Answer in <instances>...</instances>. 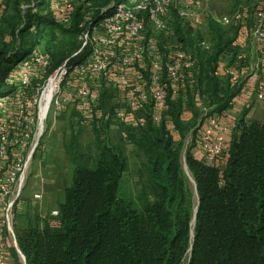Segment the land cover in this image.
<instances>
[{
  "label": "trees",
  "instance_id": "trees-1",
  "mask_svg": "<svg viewBox=\"0 0 264 264\" xmlns=\"http://www.w3.org/2000/svg\"><path fill=\"white\" fill-rule=\"evenodd\" d=\"M32 1L6 0L5 10L0 6V99L9 103L19 84L18 73L12 83L7 79L33 49L43 48L53 72L82 46L83 5L68 27L52 11L53 0H35L37 11L25 12L23 7ZM81 1L96 12L115 0ZM209 24L214 46L202 61L203 95L198 90L211 108L209 114L223 116L232 109L238 91L215 74L226 32L213 19ZM189 87L170 92L160 124L148 112L144 126L127 130L126 139L143 154L150 178V189L137 199L121 192L129 168L125 148L101 137L98 126L104 125L108 100L101 95V110L93 123L97 156L86 157L81 134L72 131L65 152L74 171L58 208L60 216L43 227L18 231L27 264H264V123L248 122L249 110L244 111L236 124L238 135L213 164L195 158L191 150L187 153L199 197L195 203L182 155L186 140L196 134L205 116ZM186 105L193 115L190 121L184 120Z\"/></svg>",
  "mask_w": 264,
  "mask_h": 264
},
{
  "label": "built area",
  "instance_id": "built-area-1",
  "mask_svg": "<svg viewBox=\"0 0 264 264\" xmlns=\"http://www.w3.org/2000/svg\"><path fill=\"white\" fill-rule=\"evenodd\" d=\"M258 3L253 12V26L247 25V8L215 20L222 27L240 26L238 43L243 47L256 43L258 58L248 65L218 68L215 74L219 78L227 76L231 88L237 91L249 79L260 78L255 84V93L259 101H264V0ZM5 5L6 0H0L4 10ZM82 5L85 18L81 24L80 50L51 72L47 54L40 47L33 49L7 79L12 83L18 73L19 84L12 103L0 99V264H15V256L27 264L15 231V206L23 194L27 173L45 133L44 129L41 134V104L54 78L60 82L54 90L51 107L54 105L59 112L76 108L82 112L84 124H93L101 110L102 88L107 86L117 89L120 97L117 121L138 128L146 124L148 112L160 124L168 111L170 92L186 91L190 78L194 79L200 71L195 54L184 50L174 51L165 61L157 40L149 35V28L170 32L175 13L194 28L202 27L205 20L202 0H115L100 11L99 18H92L81 0H53L51 9L69 27L76 9ZM23 9L36 12V1ZM198 45L203 50L211 49L205 42ZM85 51L88 52L85 61L72 63ZM147 63L149 75L145 82L141 72H147ZM234 105L235 100L232 108ZM202 110L204 122L190 142L202 152L195 158L213 164L229 149V136L236 122H228L231 109L223 116L209 114L211 108L207 105ZM35 199L41 200L42 195H36ZM59 216L60 212L55 210L43 220L54 223Z\"/></svg>",
  "mask_w": 264,
  "mask_h": 264
},
{
  "label": "rangeland",
  "instance_id": "rangeland-1",
  "mask_svg": "<svg viewBox=\"0 0 264 264\" xmlns=\"http://www.w3.org/2000/svg\"><path fill=\"white\" fill-rule=\"evenodd\" d=\"M204 24L200 28H194L189 22L184 21L178 14L174 15L173 27L170 32H161L150 26L149 35L156 39L160 44L161 56L166 61L169 56L177 50H184L188 53L195 54L197 62L200 66V71L195 74L194 80L200 88L201 95L205 91V87H201L200 81L202 77V61L205 60L207 54L211 51L203 50L198 45L199 42H205L210 45L211 49L214 46V41L210 33V20L214 21L225 15H233L238 10L247 8L249 13L246 19L247 25L253 26L255 21V8L259 6L258 0H202ZM10 8V7H9ZM87 9L92 14V18H99L100 11L94 12L89 6ZM10 14V11L9 13ZM260 19V17H258ZM226 32V48L222 56L219 58L216 68H228L232 66L248 65L258 58V46L256 43L249 44L243 47L238 43L240 39V26L231 25L223 27ZM193 35V37L191 36ZM193 39V41L191 40ZM12 41L11 37H9ZM43 50V48H41ZM264 54V49L262 50ZM261 56V55H260ZM88 52H84L81 56L75 58L72 63H80L87 59ZM147 72H141L145 82L148 81L149 64L145 66ZM220 79L226 87H231L230 80L227 76H221ZM242 88V87H241ZM240 88V89H241ZM112 91L117 92V89L104 86L101 93L108 98L104 125L98 126L102 130L101 137L103 140H108L113 145H121L125 148L129 168L125 173L121 192L122 195L128 198H138L143 190L150 189V178L146 168V160L143 154L126 139V133L129 129H134V125L119 123L117 121V109L119 105L110 95ZM110 94V95H109ZM203 98V97H202ZM201 108L206 106L201 100ZM257 102H254L252 107ZM258 109V107H257ZM248 109H245L247 111ZM244 112L239 118H242ZM204 114V112H203ZM254 112V116H256ZM189 111H186L184 118L187 119ZM60 117V118H59ZM237 117V119H239ZM236 119V120H237ZM256 117H252L250 122ZM108 124V125H107ZM237 124V122H236ZM94 125H86L82 121V112L76 108H69L64 113L56 110L52 105L47 121L45 122V133L39 141V146L34 155L32 165L27 173L25 188L21 198L16 202L15 206V231L18 237V231L29 227L30 225H39L43 227V217L50 216L53 211L58 210L59 205L65 199V191L72 183L74 167L71 164L66 152L65 146L70 140L71 132L80 133V141L83 153L86 157L95 158L97 156ZM104 129V130H103ZM177 143L180 142L179 135L174 132ZM191 136L186 140L182 155V164L188 177L189 188L193 194L195 203L198 202V194L196 184L189 170H187L186 155L192 149L190 142ZM42 195L41 200L35 199L36 195ZM15 264H22L18 256L14 257Z\"/></svg>",
  "mask_w": 264,
  "mask_h": 264
},
{
  "label": "crops",
  "instance_id": "crops-1",
  "mask_svg": "<svg viewBox=\"0 0 264 264\" xmlns=\"http://www.w3.org/2000/svg\"><path fill=\"white\" fill-rule=\"evenodd\" d=\"M159 47H161V44L157 41ZM138 79H140V76H137ZM260 79V78H259ZM258 78H251L249 79L243 86L242 88L238 91L237 96L235 97V105L234 107L228 112V114L230 115V117L228 118V122H237L239 121L238 116L241 115L242 112L245 111V109L249 110V114L247 116V121L250 122L252 117H256L257 122H261L264 123V101H259L256 97V93H255V84L259 81ZM196 80H194L193 78H190L189 80V85L193 91V94L195 96V102L197 107H201V102H200V92L198 90V84L197 82H195ZM112 93H114L113 95H110L111 98L114 99V101L119 105L120 104V97L119 94L117 92L112 91ZM101 95H103L102 93L100 94V98ZM257 102L255 104L254 107H252L253 103ZM187 107V105H186ZM258 107V109H257ZM189 111V113H192L191 110L189 109V107L186 108L185 112ZM254 112H256V116H254ZM185 114V113H184ZM237 117L239 119H237ZM60 118V117H59ZM193 118V115H189L187 119L184 118V120L186 121H190ZM237 119V120H236ZM254 122V121H253ZM238 135V133L236 132V130L234 129L231 133V135L229 136L231 142L233 140V138ZM192 154L195 157H199L201 156V150L200 148L195 144H192V149H191Z\"/></svg>",
  "mask_w": 264,
  "mask_h": 264
},
{
  "label": "bare ground",
  "instance_id": "bare-ground-1",
  "mask_svg": "<svg viewBox=\"0 0 264 264\" xmlns=\"http://www.w3.org/2000/svg\"><path fill=\"white\" fill-rule=\"evenodd\" d=\"M60 80L59 78H54L52 80V83L50 84V86L48 87V89L46 90L43 100H42V104H41V111H40V120H41V134L44 132L45 129V121L48 117L50 108H51V103H52V99H53V93L55 88L57 87V85L59 84Z\"/></svg>",
  "mask_w": 264,
  "mask_h": 264
},
{
  "label": "water",
  "instance_id": "water-1",
  "mask_svg": "<svg viewBox=\"0 0 264 264\" xmlns=\"http://www.w3.org/2000/svg\"><path fill=\"white\" fill-rule=\"evenodd\" d=\"M187 170H188V167H187ZM195 182V181H194ZM196 184V183H195ZM196 188H197V185H196ZM198 194V193H197ZM198 201H199V197H198ZM197 213H198V207H197V210H196V213H195V219H194V224H196V220H197Z\"/></svg>",
  "mask_w": 264,
  "mask_h": 264
}]
</instances>
